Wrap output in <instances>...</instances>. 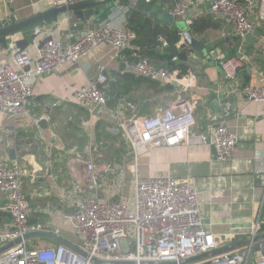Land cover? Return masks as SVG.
<instances>
[{"label": "crops", "instance_id": "obj_1", "mask_svg": "<svg viewBox=\"0 0 264 264\" xmlns=\"http://www.w3.org/2000/svg\"><path fill=\"white\" fill-rule=\"evenodd\" d=\"M241 1L252 7L249 18L253 20L259 0ZM189 3L185 17L172 20L170 0H157L151 5L153 9L149 17L175 21L181 23L185 30L191 29L190 19L194 22L208 16V0H189ZM110 5L94 7V15L83 20L72 13L55 15L47 23L33 27L32 34L37 29L41 33L35 34L32 40L40 45L45 37L51 36L67 43L102 23L121 27L125 24L126 6ZM51 8L54 6L49 0H0V20L6 19L13 24ZM105 9H109L107 19L98 20L97 16ZM208 17L217 27L192 32L198 42L196 48L181 49L187 52L184 63L187 73L177 77L175 72H170L169 80L157 81V91L147 86V82H126L130 86L129 91L114 108L105 105L93 115L92 110L78 105L74 99L76 89L98 74V66H105L107 80L118 85L124 82L121 74L125 73L124 64L130 60L134 42L124 50L122 59L116 56L111 46L102 43L77 63L68 64L56 73L39 75L33 82V95L26 105L27 114L11 116L0 113V159L9 160V151L13 150L14 158L26 169L21 191L30 205L31 220L41 218L50 228L60 227V235L74 243L64 235L70 232L66 228L68 225L61 220V213L71 208L72 199L83 194L105 198L118 188L115 187L117 182H120L118 192L127 193L124 190L126 167L130 178L128 191H132L134 168L142 177L159 174L186 179L199 193L201 216L210 231L219 238V247L235 242L234 234L248 231L257 222L264 213V100L248 101L243 98L241 89L253 84L264 85V22L256 24L252 32L241 39L234 33L230 22ZM7 38L6 48L0 46V63L9 62L11 56L19 51L14 41L24 38L23 32ZM32 40L24 51L19 52H27L34 57ZM181 41L180 35L177 44ZM216 55L237 57L243 61L235 79L224 78L214 60ZM168 82L171 86L165 87ZM144 87H147L144 94L149 95L144 99L157 96V107L176 104L179 100L192 102L195 121L192 132H202L210 124H224L237 138L232 156L214 158V148L209 144H178L153 147L140 154L135 162L125 142L120 149L108 141L107 137L114 135L109 130L115 126L118 116H126L123 110L128 109L130 114H134V107L139 104V99L134 97ZM126 102H130L129 107ZM155 108H150L145 116ZM115 110L120 114L113 116L111 112ZM36 117L49 118L45 127L33 124ZM94 131L99 133V142L93 140ZM84 137H87L85 143ZM81 156L107 164H103L102 172L95 171L98 180L94 189L88 188L85 163L81 171L73 167V162ZM115 158L120 163L114 170H109L108 162ZM107 174L113 175L111 186H106ZM3 203L4 198L0 194V208ZM9 218L7 213L0 211V230L10 224ZM39 243L48 245L50 240ZM260 255L252 252L253 261Z\"/></svg>", "mask_w": 264, "mask_h": 264}, {"label": "built area", "instance_id": "obj_2", "mask_svg": "<svg viewBox=\"0 0 264 264\" xmlns=\"http://www.w3.org/2000/svg\"><path fill=\"white\" fill-rule=\"evenodd\" d=\"M49 1L52 6L58 7L99 0ZM144 1L150 4L152 0ZM134 4L131 5L133 8ZM124 8L128 12L131 7ZM189 8V0H170V18H184ZM251 12L250 4L241 0H208L206 7L208 15L230 22L234 33L241 39L250 34L256 24L264 22V0H259L253 20L249 18ZM189 21L193 23V19ZM39 33L41 30L37 29L35 34ZM134 39L135 33L125 24L115 28L102 23L67 43L51 36L45 37L40 45L32 40L34 57L27 52L16 51L9 62L0 63V113L11 116L27 114L26 105L33 95V82L39 75L56 73L68 64L77 63L102 43L111 46L116 56L122 59L124 50ZM157 42L158 50L168 46L163 37L159 36ZM214 60L224 78L229 80L235 79L243 66V61L237 57L216 55ZM171 62H174V57ZM25 67L28 69L24 70ZM98 71L94 78L80 85L74 93L77 104L88 110L96 105H106L105 66H98ZM124 72L151 81H167L172 75L146 58L127 60ZM241 94L248 101H263L264 85L244 86ZM193 107L192 102L179 100L176 104L156 107L148 116H118L115 126L109 131L123 138L135 162L140 154L153 147L178 144H209L214 148V158L231 157L237 147L236 136L224 124L215 123L202 132H192L195 124ZM118 113L116 110L111 112L113 116ZM43 117L34 118L33 124L37 126ZM45 120L49 118L45 117ZM85 171L88 188L94 189L98 177L92 160L85 162ZM134 173L132 197L118 192L120 182H117L115 187L118 188L105 198L88 196L72 199L71 208L61 213V220L80 239L79 244H72L86 256L52 241L48 245L31 246L42 240L30 239L0 252V264H96L93 259L132 261L134 264L173 261L179 264L180 260L219 248V238L210 231L201 216L199 193L186 179L159 174L142 177L137 175L136 168ZM26 175L27 171L18 159H0V194L4 198L0 211L10 217V224L0 230V247L27 232L50 231L60 235V227L50 228L49 224L31 220L30 205L21 191V182ZM257 228L258 221L249 231ZM251 262L264 264V255L253 261L251 246H243L185 264Z\"/></svg>", "mask_w": 264, "mask_h": 264}, {"label": "water", "instance_id": "obj_3", "mask_svg": "<svg viewBox=\"0 0 264 264\" xmlns=\"http://www.w3.org/2000/svg\"><path fill=\"white\" fill-rule=\"evenodd\" d=\"M110 0H99V1H89V2H81L74 3L69 5H62L58 7L51 8L46 10L38 15L29 17L20 22H16L10 24L6 19L0 20V46L6 48L7 37L14 35L16 33H20L22 28L25 26L34 24L38 21L44 20L46 18L54 17L55 15L61 13H72L73 16L77 17L79 20L88 19L90 16L94 15V7L99 6L105 2ZM134 9L139 11L142 15L149 17L152 12V6L146 3L144 0H137L134 5ZM97 15V14H96ZM32 38L35 37V34L31 35ZM181 42L179 44H175L172 46H167L162 48L160 51L167 53L174 57V62L179 64L181 61L177 58L178 53L183 48H196L197 41L193 38L192 32L190 29H186L181 33ZM27 41L24 38L14 41V46L19 51H24L27 47ZM24 53V52H23ZM28 67H25L24 70H27ZM174 85L175 82H172ZM110 101H106V106H109ZM101 105H96L92 109V114L96 115L101 110ZM207 124V123H206ZM38 127L43 128L46 125V120L41 118L38 122ZM208 125V124H207ZM8 157L10 159L14 158L13 150L9 151ZM260 219V220H259ZM258 228L254 231H245L243 233H236L233 235V238L236 240L235 242L226 244L217 249L210 250L208 252L199 254L197 256L183 259L179 261V264H185L192 261H197L202 257L212 256L214 254L223 253L227 251H232L243 246H251L252 252H259L261 255H264V213L262 216H259ZM30 239H40V240H50L60 245L66 246L69 250L73 252H77L83 256H86L76 245L64 239L62 236L52 233L50 231H33L27 232L23 234L22 237H16L11 241H8L7 244L0 247V252L14 246L15 244L20 243L22 240H30ZM96 264H134L132 261H101L97 259L92 260ZM142 264H175L173 261H148L142 262Z\"/></svg>", "mask_w": 264, "mask_h": 264}, {"label": "trees", "instance_id": "obj_4", "mask_svg": "<svg viewBox=\"0 0 264 264\" xmlns=\"http://www.w3.org/2000/svg\"><path fill=\"white\" fill-rule=\"evenodd\" d=\"M157 0H152L151 5L153 6ZM135 3V0H110L103 3V6L111 4L110 6H130L128 12L125 16V25L131 31L135 33V39L133 40L135 48L130 55V59L146 58L149 61L155 60L164 63L162 68L166 72H175L177 77L183 76L187 73V67L184 64L187 59V52L181 50L177 58L180 59V63L176 64L171 62L172 56L167 53H162L158 51L156 45L158 46L157 38L163 37L168 46H172L178 43L180 39V34L185 29L181 23L175 21L165 20V19H155L142 15L139 11L133 9L131 6ZM109 15V9H105L99 13L97 19L100 21H105ZM209 16V15H208ZM201 17L194 21L190 25L191 32H200L207 28H216L217 24L213 22L211 17ZM52 17L38 21L34 24L25 26L22 28L23 37L29 44L32 40L33 27L36 25L44 24L50 21ZM170 61V62H169ZM121 79L124 82L118 85L113 80H107L105 86V96L110 100L109 108H114L120 103L121 98L129 91L130 86L126 82L133 84H139L140 82H147L150 87L157 90V85L159 82L146 80L140 76L131 73H122ZM171 82L165 84V87H170ZM96 126V125H95ZM95 138L99 136L96 131L93 132ZM114 140L122 141L124 145V140L121 136L114 134L111 136Z\"/></svg>", "mask_w": 264, "mask_h": 264}, {"label": "rangeland", "instance_id": "obj_5", "mask_svg": "<svg viewBox=\"0 0 264 264\" xmlns=\"http://www.w3.org/2000/svg\"><path fill=\"white\" fill-rule=\"evenodd\" d=\"M62 40V39H61ZM60 40V41H61ZM64 41V40H63ZM153 64H155L156 66H158V67H162L163 65L162 64H160L159 62H157V61H155V60H152L151 61ZM147 86H149V85H147ZM145 89H147V87H144V88H142V89H140L139 91H138V94H136L135 95V97L134 98H137V99H139V104H137L135 107H134V114L133 115H135L136 117H143V116H145V115H147V114H149V112H150V108H153V107H157V96H151V97H149L150 98V100H145L144 98H147V96H149V95H145L144 93H146L145 91ZM153 90H155L154 88H153ZM155 91H157V90H155ZM150 94V93H149ZM142 97H141V96ZM130 103V102H129ZM129 103L127 104V102H126V104H127V106L129 105ZM129 107V106H128ZM123 112H124V115H128L129 116V114H130V112L128 111V109H125V110H123ZM60 131V130H59ZM56 134H58V133H56ZM96 136H94V134H93V140L95 139H97L98 140V142H99V136H97V138H95ZM107 139H108V141H111V142H113V143H115L117 146H119L120 147V149H122V147H124L125 145H123V143H122V141H118V140H114L112 137H110V136H108L107 137ZM83 140H84V143L87 141V137H86V139H85V137L83 138ZM97 142V143H98ZM83 142H81V144H82ZM87 159H86V157L85 156H81V157H79L78 158V160H75V162H73V167H75V169H77V170H79V171H81L82 170V168H83V166H84V163H85V161H86ZM118 159H113L112 161H110V162H108V168H109V170H114L113 168L115 167V165H118V163H120V162H118L117 161ZM92 162H93V164H94V168H95V171H96V173H99V172H102V168L104 167L103 166V164L104 163H102V161H100V160H92ZM104 165H107V164H104ZM77 172V171H76ZM109 173V172H108ZM124 173H125V187H124V190H127L126 192L129 194V196L130 197H132V191H128V187H129V185H130V182H129V180H130V178H129V172H128V170H127V168L125 167V170H124ZM106 176V175H105ZM113 178V175H111V174H107V176H106V186H111V184H112V179ZM85 197H87L86 195H81V196H79L78 197V199H83V198H85ZM39 222H41V223H44L43 222V220H41V218H36ZM9 220H10V218H9ZM8 219H6V221H9ZM36 220V221H37ZM10 222V221H9ZM67 225V224H66ZM66 228H67V231L68 232H70V233H68V234H64L65 235V237H67V238H70L71 239V241H73L74 243H76V244H79L80 243V239L75 235V234H73V232H72V230H71V228L69 227V226H66ZM37 245H41L40 243L39 244H33V245H31V246H37Z\"/></svg>", "mask_w": 264, "mask_h": 264}]
</instances>
